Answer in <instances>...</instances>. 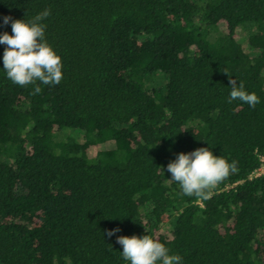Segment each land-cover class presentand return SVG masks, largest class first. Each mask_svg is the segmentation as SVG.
I'll use <instances>...</instances> for the list:
<instances>
[{"label": "trees", "instance_id": "trees-1", "mask_svg": "<svg viewBox=\"0 0 264 264\" xmlns=\"http://www.w3.org/2000/svg\"><path fill=\"white\" fill-rule=\"evenodd\" d=\"M45 9L61 82L0 70V264H128L117 237L147 234L181 264H264V0H0V33ZM199 148L236 164L207 199L167 172Z\"/></svg>", "mask_w": 264, "mask_h": 264}, {"label": "clouds", "instance_id": "clouds-1", "mask_svg": "<svg viewBox=\"0 0 264 264\" xmlns=\"http://www.w3.org/2000/svg\"><path fill=\"white\" fill-rule=\"evenodd\" d=\"M51 15L43 10L31 20L3 17V25H11L12 32L0 33V45L5 49L2 56L4 73L14 84L26 86L39 81L45 85H58L63 78V63L60 55L45 39V25L42 23ZM231 89L228 102L239 100L255 107L259 99L249 93L242 82L230 80ZM41 91L37 85L33 94ZM235 172L236 164H231L222 156H216L208 148H199L190 153H179L167 166L171 181L179 184L184 195L207 199L210 189L229 174ZM120 229L109 231V237ZM116 243L122 246V258L128 264H181L179 255L170 254L163 243L147 234L140 236H118Z\"/></svg>", "mask_w": 264, "mask_h": 264}, {"label": "rangeland", "instance_id": "rangeland-1", "mask_svg": "<svg viewBox=\"0 0 264 264\" xmlns=\"http://www.w3.org/2000/svg\"><path fill=\"white\" fill-rule=\"evenodd\" d=\"M241 42H242V44H243L244 49L249 53V52H250V48H249V46H248V42H247L246 37L242 38V39H241ZM158 82H159V80L157 81V78H156V81H153L152 84H153V83H155V84H160V82H159V83H158ZM76 135H77V134H74V137H75ZM62 137H63V138H66L67 135L63 132ZM78 138L81 139L82 136L79 135Z\"/></svg>", "mask_w": 264, "mask_h": 264}, {"label": "built area", "instance_id": "built-area-1", "mask_svg": "<svg viewBox=\"0 0 264 264\" xmlns=\"http://www.w3.org/2000/svg\"><path fill=\"white\" fill-rule=\"evenodd\" d=\"M264 175V157H262V165L250 177V179L258 178Z\"/></svg>", "mask_w": 264, "mask_h": 264}]
</instances>
